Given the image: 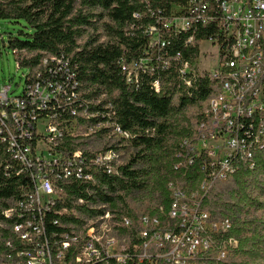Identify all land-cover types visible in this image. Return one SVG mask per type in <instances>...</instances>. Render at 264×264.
<instances>
[{
	"label": "built area",
	"instance_id": "obj_1",
	"mask_svg": "<svg viewBox=\"0 0 264 264\" xmlns=\"http://www.w3.org/2000/svg\"><path fill=\"white\" fill-rule=\"evenodd\" d=\"M200 28L212 35L197 41ZM147 32L149 48L158 53L154 61L122 65L127 84L138 86L141 73L172 67L187 88L206 76L212 82L208 98L191 107L196 125L175 155L178 177L166 181L164 193L139 202H145L141 208L130 205L132 213L106 205L77 225L64 220L79 213L58 210L63 189L83 186L91 198L98 177L119 176L127 156L124 150L89 147L87 155L77 147L56 148L77 137L92 139L101 128L111 145L134 136L113 120L110 105L93 111L101 99L85 97L71 58L46 54L29 70L22 95L12 96L10 86L0 91V165L7 177L21 179L16 201L0 212V264H228L238 240L225 235L236 221L217 220L204 201L240 168L254 170L264 152V0H175L170 16L161 13ZM169 32H191L186 45L198 44L199 58L181 62V53L171 52ZM153 88L160 92L158 80ZM195 162H201L196 186L182 181ZM89 201L78 199L79 205Z\"/></svg>",
	"mask_w": 264,
	"mask_h": 264
},
{
	"label": "trees",
	"instance_id": "obj_2",
	"mask_svg": "<svg viewBox=\"0 0 264 264\" xmlns=\"http://www.w3.org/2000/svg\"><path fill=\"white\" fill-rule=\"evenodd\" d=\"M175 0H0V22L23 26L18 36L9 38V47L19 51V66L35 70L46 54L65 55L78 66V76L85 97L101 99L93 111L110 105L113 120L133 135L127 143L112 145L104 138L105 128L97 130L94 138L77 137L65 141L56 149L60 152L81 149L87 155L89 147L97 151L115 149L125 151L121 174L98 177V185L91 188L89 198L83 186H67L57 204L58 210L78 211L77 217H63L77 225L85 218H94L108 205L113 212L132 213L130 200L143 201L141 193H164L166 181L178 177L173 170L175 155L181 140L194 133L178 130L175 118L184 110L200 105L212 92L208 76L187 88L177 68L167 71L141 73L138 86L126 83L122 65L142 59L155 60L158 51L149 48L151 26L158 25L162 15L169 17ZM139 14V18L134 15ZM93 33L99 34L93 35ZM192 33H167L172 54L180 52L181 62L199 58L198 44L186 45ZM197 41L212 35L210 28H200L193 34ZM86 37V41H81ZM105 39L102 41V39ZM25 53V54H24ZM31 55V57H27ZM158 80L160 92L153 83ZM179 93L178 104H175ZM107 111V110H106ZM192 118V117H191ZM109 120V118H106ZM103 118H93L97 124ZM1 163V161H0ZM195 162L182 180L196 186L201 180ZM21 179L7 177L0 165V212L9 208L20 193ZM90 201L79 205L78 199ZM137 201V202H136ZM205 210L217 220L233 219L236 223L225 235L238 240L228 264H264V152L258 154L254 170L245 167L228 181L218 183L204 201ZM224 239V238H223ZM2 242V240L0 241Z\"/></svg>",
	"mask_w": 264,
	"mask_h": 264
},
{
	"label": "rangeland",
	"instance_id": "obj_3",
	"mask_svg": "<svg viewBox=\"0 0 264 264\" xmlns=\"http://www.w3.org/2000/svg\"><path fill=\"white\" fill-rule=\"evenodd\" d=\"M23 26L20 25H13V24H8L4 22H0V91L4 89L6 86H10L12 90V96L18 97L22 95L25 87V77L29 74V70L24 67L19 66V61L16 57V55L13 53V49L9 47V38L11 37H16L18 36V32L22 29ZM93 32L90 31V34ZM98 33H93V35L99 34ZM105 39L103 38L102 41ZM86 41V37L81 41V43ZM204 47L210 52H214V49L210 47L209 44H205ZM207 57V64L209 66H212V59L210 58L209 55ZM179 93L176 95L175 104H178V97ZM195 108H188L184 110V112L181 115H177L175 118L177 119L178 123L180 124L178 127V130H183L182 128L184 127L185 129H191L193 118H191V114H193ZM126 159V157H125ZM142 200H145L149 197H151L150 191H144L141 193ZM130 200V205H133L134 208H141L143 204H138L135 203V200ZM137 202V201H136ZM141 202V201H140ZM138 204V205H137Z\"/></svg>",
	"mask_w": 264,
	"mask_h": 264
}]
</instances>
